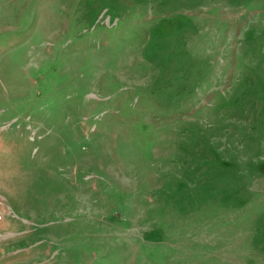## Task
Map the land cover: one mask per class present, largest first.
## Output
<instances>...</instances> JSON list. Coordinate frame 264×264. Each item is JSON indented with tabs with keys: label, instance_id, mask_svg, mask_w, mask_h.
I'll use <instances>...</instances> for the list:
<instances>
[{
	"label": "rangeland",
	"instance_id": "rangeland-1",
	"mask_svg": "<svg viewBox=\"0 0 264 264\" xmlns=\"http://www.w3.org/2000/svg\"><path fill=\"white\" fill-rule=\"evenodd\" d=\"M0 264H264V0H0Z\"/></svg>",
	"mask_w": 264,
	"mask_h": 264
}]
</instances>
